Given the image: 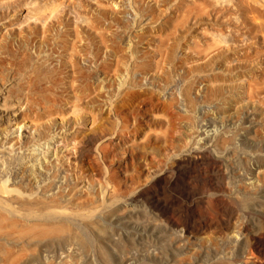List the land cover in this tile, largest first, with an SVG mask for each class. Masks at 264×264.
I'll return each instance as SVG.
<instances>
[{
    "label": "rangeland",
    "instance_id": "obj_1",
    "mask_svg": "<svg viewBox=\"0 0 264 264\" xmlns=\"http://www.w3.org/2000/svg\"><path fill=\"white\" fill-rule=\"evenodd\" d=\"M202 149L222 162L219 188L199 168L173 173ZM263 150L264 0H0V171L24 181L8 179L5 204L48 231H8L0 264H264L249 237L264 231ZM161 170L184 205L212 200L195 210L201 226L128 200L162 197L149 187Z\"/></svg>",
    "mask_w": 264,
    "mask_h": 264
},
{
    "label": "bare ground",
    "instance_id": "obj_2",
    "mask_svg": "<svg viewBox=\"0 0 264 264\" xmlns=\"http://www.w3.org/2000/svg\"><path fill=\"white\" fill-rule=\"evenodd\" d=\"M250 8L254 9L255 7H250ZM58 36H59V40L62 42V45H61V42L59 41L58 48H61L60 50L63 51V46H64L63 42L64 41H63V38L61 37L62 34L59 33ZM70 49L72 50V52L75 51L72 48H70ZM71 56H72V54H71ZM103 64H104V62L101 61L99 63V65H98V69L102 70L103 66H104ZM18 70H20V69H18ZM43 71H44V74H42V75H43V77L45 79H42V80H45V82H48V83L49 82L54 83L57 86L62 84L63 81H61L62 79L59 77V74H60L59 70H56V71H52L51 70V71H49L48 69H43ZM32 83H30V81L28 80L27 81V85L25 84V87L28 90V92H30L31 90L32 91L34 90V88H33L34 85ZM123 85H125V84H123ZM104 86H106V89H104ZM102 87H103V91H102V93L100 95L102 97L101 101L106 103L107 99L110 100L109 96H111L112 94H110L111 90L109 89L110 88L109 85L105 84V85H102ZM22 89H25V88L23 87ZM43 91H45V90H43ZM56 91H58V90H56ZM59 94H61V93L59 92ZM57 97H58V95H57ZM56 102H57V100H56ZM111 105H112V103H111ZM109 111H110V108H109ZM128 123H130V122H128L127 118H122L121 117L120 125L126 126ZM249 123H250V121H249ZM19 127H20V122L17 124V128H19ZM123 132H121V134ZM242 138H243L242 141L244 142V140H245V143H247V141L250 140V139H248V137L246 135H242ZM8 141H11V140H8ZM112 142H114V141H112ZM72 149L75 151L76 147L73 146ZM262 156L263 155H258V157L254 160V161H256V168H260V167L264 166V157H262ZM177 157H178V155H177ZM68 168H69V166L67 165V168H65V170L68 169ZM194 168H199L201 174L203 173L205 178H208V180L205 182V187H207V188H211V187H218L219 188L220 187V184L219 185H215V183H212L213 177H219L222 174V172H221L222 162L220 161L219 156H216V154L212 156L208 152H206L204 149L198 150V151H190L187 154H184L182 157H180L176 161L173 173H177V174L181 173L182 175L184 174L185 176H187V175H189L191 173V171ZM166 170H161L160 172L153 171L152 175H149V177L150 176L152 177L149 180V182H150L149 187L153 188L155 186H160L161 190L163 191V196L162 197H159L158 193L157 194H151L149 192V190L147 189V190H145L143 192H137V194L132 195L131 197H129L128 200L133 202V201H136L139 198H144L151 205H153L154 207L158 208L159 211L162 214H167L168 208L170 206H175V212L181 218L180 219V223L183 226L184 230H189V229L192 230V229H194L196 227L201 226L202 222L199 219H197L196 216L194 215L195 214V210L199 209L205 201L209 202V203H213L212 200L211 201L210 200H205L204 201V197H197L190 203L191 206L188 207V206L184 205L181 201H179L180 199L178 200L175 197H173L170 193L166 192L165 189H166L167 186L175 185L174 182L172 183V177H171L172 175H170V172H168ZM14 174H12V173L11 174L10 173L2 174V172L0 171V181H1L0 185L2 187H4L3 190L0 191L1 192L0 193V199L1 198H6V200L1 201L2 203L0 202V231H2V234L0 233V239L3 238L4 235H6V233H8V231H14L12 234H10V236L15 234V236L17 237L16 239H23L24 241L31 240V239H34L35 237H40L42 235L47 234L48 231H45L44 229H42L43 228V223L39 222L40 225H38V221H34L35 219H25V218L19 217V216H17L16 213H14V211H12L11 208H9V207H8L9 209L7 208V206H9V205L5 204V203H15L14 199L12 197L11 198L8 197V196L11 195V193L13 191L12 189L7 188V186H6V183H7L8 179L10 178V182L8 184H11L12 186L17 184L19 181H21L20 179H17L16 178L17 176L15 175L16 176L15 177ZM3 177L5 179H3ZM157 177H158V179H156ZM262 177H263L262 180H263V183H264V176H262ZM200 181H201V179H200ZM185 190H186L185 192H187L186 193V197L187 198L193 197V195L195 194L194 192H196V190H193L191 188H188V189H185ZM197 194H199V193H197ZM259 196L264 197V184H263L262 191L259 193ZM215 202H217V201H215ZM41 203L45 207L49 205V203H43V202H41ZM161 203H162L163 206L161 205ZM16 204H17L18 208H19V206H23L21 204V202L19 203V202L16 201ZM37 204H39V202H37ZM39 206H41V205H39ZM22 209H24V208H22ZM116 213H118V212H116ZM116 213H114V215ZM116 216H118V215L116 214ZM35 217H36V215H35ZM203 221H205V219H203ZM51 225H49V227H51ZM244 227L246 228V225H244ZM44 228H46V227H44ZM62 228L63 227L61 225L57 224V225H54V226L52 225L51 229H55L56 231L54 233H56L57 231L58 232H60V231L62 232L64 230V229L62 230ZM154 228H156V226L154 227V225H153L152 228H151V230L153 232H154ZM49 233H50V231H49ZM249 237H250V240H251L253 245H255V246L257 245L259 247H261V246L264 247V231L261 234H250ZM70 246L71 245H67V248L71 249ZM263 254H264V249H263Z\"/></svg>",
    "mask_w": 264,
    "mask_h": 264
}]
</instances>
